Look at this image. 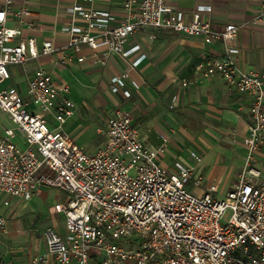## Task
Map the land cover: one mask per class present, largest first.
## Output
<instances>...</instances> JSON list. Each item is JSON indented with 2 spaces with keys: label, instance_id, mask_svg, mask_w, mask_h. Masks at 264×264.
Returning <instances> with one entry per match:
<instances>
[{
  "label": "built area",
  "instance_id": "built-area-1",
  "mask_svg": "<svg viewBox=\"0 0 264 264\" xmlns=\"http://www.w3.org/2000/svg\"><path fill=\"white\" fill-rule=\"evenodd\" d=\"M73 1L66 9L70 20L60 27L65 42L45 40L40 48L32 32L42 26L27 4L13 8L15 0H4L0 6V111L15 125L0 133V196L27 201L43 187L67 193L66 202L54 207L63 214V232L53 226L43 230L56 264H264V180H257L261 170L255 165L264 148V73L241 69L236 58L235 40L247 22L215 28L203 16L211 12L209 4H198L185 20L182 10L166 9L168 0H121L120 12L93 7V0ZM256 21H264V9L250 22ZM145 29L222 42L223 53L204 57L195 70L200 78L221 77L249 98L244 164L223 199L214 197V183L201 193L193 190L203 181L193 166L182 160L164 165L167 138L158 146L146 145L128 109L113 108L99 130L105 142L90 152L63 129L75 111L67 84L56 83L42 66L33 70L24 91L10 83L9 65L54 53L64 65L83 63L85 47L94 63L116 55L136 67L146 54L140 44H126ZM128 79L127 72L113 75L110 90L131 97ZM189 82L184 79L183 85ZM130 84L139 87L133 79ZM189 154L201 159L195 151ZM6 225L0 215V229ZM33 262L47 260L37 256Z\"/></svg>",
  "mask_w": 264,
  "mask_h": 264
},
{
  "label": "crops",
  "instance_id": "crops-1",
  "mask_svg": "<svg viewBox=\"0 0 264 264\" xmlns=\"http://www.w3.org/2000/svg\"><path fill=\"white\" fill-rule=\"evenodd\" d=\"M3 1L0 0V6L3 5ZM78 1L85 3L84 0ZM73 2V0H15L13 8H18L24 3L27 4L33 21L41 24L40 30L32 32L36 37L37 46L40 48L45 40L52 41L56 45L65 42L67 35L61 32L60 27L69 22L70 16L66 13V9ZM120 2L121 0H93L91 5L96 8L120 12ZM198 4L211 5V12L204 13L203 16L210 20L215 28H222L228 22H247L241 27L235 40L239 47V52L236 55L237 63L244 70L264 72V21L250 22L253 16L264 9L262 0H168L166 9L182 10L185 13V20H189L192 10ZM24 33L25 35L30 34L27 30ZM173 34L179 36H173ZM161 36L166 38L161 39ZM134 43L140 44L141 51L146 54V57L136 67L127 66L116 55L110 56L104 63H94L89 57L91 51L85 47L81 52L86 58L83 63L69 62L64 65L60 62L59 54L42 55L23 66H19L15 74L10 69V83L24 91L33 70L42 66L53 76L56 83L67 84L70 90V76L85 75L93 83L95 82L99 88L96 90L110 91V78L113 75H122L127 72L129 74L127 87L131 90V97L124 98L121 93H115L116 97L112 103L103 94V96L95 97V101L97 100V105L110 108L111 111L115 106L131 109L134 122L138 126L139 137L146 145L158 146L162 142V137H166L167 141H170L169 128L165 125L170 124L171 117L167 105L171 101L174 106L198 104L197 106L201 107L206 115L216 118L223 128L229 130L230 139L239 138L244 144L243 138L248 130V96L229 88L219 76L200 78L195 70L197 63L204 57L223 53L224 45L222 42L215 41L208 44L199 36H188L172 30L145 29L130 36L126 45L130 46ZM54 72L61 78L55 77ZM196 78L198 80H195ZM132 79L138 82V88L131 86L130 80ZM184 79L190 81L186 86L183 85ZM71 97L75 102L76 111L81 99L74 96L72 90ZM174 97L175 100H173ZM87 99L90 101L89 98ZM107 113L109 117L111 113L109 111ZM100 129L102 128H96V134L100 136V142L96 149L106 140L105 134L99 132ZM142 129H145L143 133L140 131ZM150 131L156 133V137L160 140L159 143L150 139L148 135ZM66 133L70 135L68 132ZM259 157L264 160V148H262ZM202 187L205 188L206 186L202 185ZM203 188L198 187L193 190L201 193L204 191ZM42 191L43 188L30 199L29 211L38 210V202L34 200ZM1 198L3 201L9 200L8 205L3 203L4 206L8 207L4 210L8 212L4 217L6 220L8 217L12 219L11 222L8 221V226L14 227L16 225L17 228H21L13 218H16L15 214L21 211L20 202L25 201L8 195H1ZM66 200L67 198L63 203L55 202L49 214L40 216L38 221L46 220L45 226L36 229L38 223L34 225V222L30 221L32 228L26 231L28 233L26 240L30 246L23 245V249L18 251L16 255H9L3 260L10 264H43L34 263L33 259L37 256H45L46 264H56L54 257L48 253L44 237L41 238L38 247L32 248V246L36 230L43 234V230L47 226H53L59 232H63V214L56 213L54 207L56 204H64ZM52 218H60L61 223L52 224ZM31 235H33L32 238ZM72 264L76 263L73 262Z\"/></svg>",
  "mask_w": 264,
  "mask_h": 264
},
{
  "label": "rangeland",
  "instance_id": "rangeland-1",
  "mask_svg": "<svg viewBox=\"0 0 264 264\" xmlns=\"http://www.w3.org/2000/svg\"><path fill=\"white\" fill-rule=\"evenodd\" d=\"M8 25L13 26L14 23L8 22ZM165 38L161 36V39ZM19 66L23 65H9V68L15 74ZM54 75L57 78H61L56 72H54ZM70 82L74 96H78L81 100L78 102L74 116L64 123L63 128L78 145L84 147L86 151H92L96 149L100 142V136L96 134V128L100 127L103 130L111 116L109 115L108 117L107 112H112L109 110L110 108H105L99 104L98 106L95 97L103 96L104 94L105 98H108V101L113 103L116 96L111 90L112 93L110 91L96 90L99 88H97L95 82L93 83L85 75H71ZM197 105L174 106L172 101L168 103L167 107L171 118L170 124L165 126L169 128L170 141L166 143V149L161 161L169 168L175 160H182L184 163L193 166L197 175L203 176L202 185L216 184L217 189L213 195L218 199H223L226 197L228 190L237 181V176L244 164L247 149L239 138L230 139L229 130L223 128L216 118L206 115L204 110ZM128 110L133 117V111L131 109ZM105 119L107 120L105 121ZM5 127L15 128V125L6 114L0 111V132ZM140 131L143 133L145 129ZM148 135L151 140L159 143L160 140L156 137L155 132L150 131ZM15 141L17 142L16 139ZM189 151H195L200 155L201 159L195 161L190 156ZM255 165L261 170V175L257 180H264V160H258ZM202 185L200 186L201 188H203ZM187 188H193L191 180L188 181ZM66 198L67 193L58 188L43 187L42 193L34 200L38 202L39 208L37 209L40 211H29L30 200L20 202L21 211L16 213V218L13 219L21 228H17L16 225L9 227L8 221L11 222L12 219L8 217L6 229H0V262L9 255H16L18 251L23 249V245H26V247L29 245L26 240L28 238L26 231L32 228L30 221L34 222V225L38 223L36 229L45 226L44 224L47 221L42 220L41 222L38 219L42 217V214H49L55 202L63 203ZM6 208L8 207L3 205V198H1L0 215L3 217L8 213L4 211ZM51 221L52 224L61 223L60 218H52ZM36 231L32 248L38 247L41 238H43L42 232L38 233V230ZM32 237L33 235H31Z\"/></svg>",
  "mask_w": 264,
  "mask_h": 264
}]
</instances>
